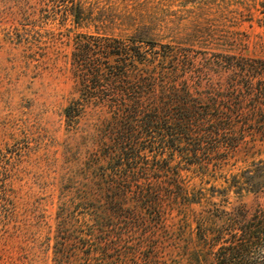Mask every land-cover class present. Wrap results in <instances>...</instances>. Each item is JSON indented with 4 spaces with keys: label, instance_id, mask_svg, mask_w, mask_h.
<instances>
[{
    "label": "rangeland",
    "instance_id": "374dc122",
    "mask_svg": "<svg viewBox=\"0 0 264 264\" xmlns=\"http://www.w3.org/2000/svg\"><path fill=\"white\" fill-rule=\"evenodd\" d=\"M76 4L81 14L75 22ZM80 35L153 39L185 50L194 69L204 59L217 60L208 74L219 98L233 88L245 92L250 83L253 95L239 103L230 99L231 109L242 110L250 126L237 136L242 143L220 145L209 158L201 157V165L189 166L175 155L171 166L181 168L189 190H203L213 204L193 205L194 212L211 210L224 229V221L255 223L264 208L263 182L252 180L259 183L253 193L239 186L244 172L264 160V101L256 96L264 77L241 66L264 60V0H0V264H87L78 238L90 230L91 218L77 189L87 170L90 136L96 126L103 133L108 119L90 113L71 123L64 116L79 97L73 52ZM189 67L182 79L195 76ZM173 208L174 223L184 213L190 216ZM185 229L176 240L142 245L125 262L212 264L210 249L195 242L194 224ZM251 258L264 259V244Z\"/></svg>",
    "mask_w": 264,
    "mask_h": 264
},
{
    "label": "trees",
    "instance_id": "16d2710c",
    "mask_svg": "<svg viewBox=\"0 0 264 264\" xmlns=\"http://www.w3.org/2000/svg\"><path fill=\"white\" fill-rule=\"evenodd\" d=\"M71 13L78 21L80 5H74ZM79 37L82 40L73 52L79 97L64 109V116L71 123L90 113L108 119L103 133L96 126L90 136L87 170L77 189L78 200L91 218L90 230L78 238L86 249L87 264H127L142 245L152 248L162 237L176 240L178 230L186 231L193 224L195 242L210 249L212 264H264V259L251 260V254L264 244V208L255 223L224 221V229L212 219L218 217L211 210L196 213L191 209L202 202L213 204L203 190H189L181 168L171 166L175 155L189 166L201 165V157L209 158L220 145L236 148L242 143L237 136L250 126L242 110L231 109L230 99L239 103L253 95L250 83L245 92L233 88L219 98L208 74L218 66L217 60L204 59L194 69L185 50L158 45L153 39ZM245 62L242 71H258L264 77V60ZM188 66L195 74L189 82L179 76ZM256 96L264 101V83ZM244 173L241 191L255 192L259 183L254 178L261 179L259 187L264 190V160ZM173 206L190 216L184 213L174 223ZM237 210L241 214L244 209ZM148 227L150 232H143Z\"/></svg>",
    "mask_w": 264,
    "mask_h": 264
}]
</instances>
